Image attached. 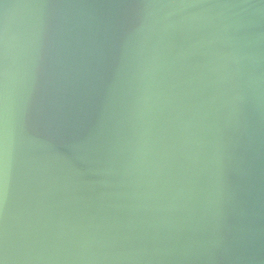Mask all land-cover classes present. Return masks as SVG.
Instances as JSON below:
<instances>
[{"label": "water", "instance_id": "1", "mask_svg": "<svg viewBox=\"0 0 264 264\" xmlns=\"http://www.w3.org/2000/svg\"><path fill=\"white\" fill-rule=\"evenodd\" d=\"M0 264H264V0H0Z\"/></svg>", "mask_w": 264, "mask_h": 264}, {"label": "snow or ice", "instance_id": "2", "mask_svg": "<svg viewBox=\"0 0 264 264\" xmlns=\"http://www.w3.org/2000/svg\"><path fill=\"white\" fill-rule=\"evenodd\" d=\"M4 178V155L2 144H0V184H2Z\"/></svg>", "mask_w": 264, "mask_h": 264}]
</instances>
